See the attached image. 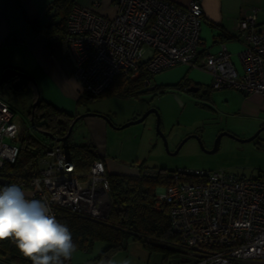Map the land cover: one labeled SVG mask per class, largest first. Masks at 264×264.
Wrapping results in <instances>:
<instances>
[{
  "label": "built area",
  "instance_id": "1",
  "mask_svg": "<svg viewBox=\"0 0 264 264\" xmlns=\"http://www.w3.org/2000/svg\"><path fill=\"white\" fill-rule=\"evenodd\" d=\"M114 1L113 17L73 5L67 18V51L82 94L102 95L121 73L131 79L144 77V88L151 90L156 73L188 64L211 74L212 89L232 88L264 99V22H257L256 8L237 23L244 40L239 70L224 42L217 52L200 55V0L188 5L171 0ZM14 117L11 105L0 98V178L21 186L28 198L45 202L56 218L64 210L106 220L112 198L101 158L92 161L86 175L77 173L70 147L53 140L27 179L11 178L6 165L14 163L20 151V127ZM146 173L157 176L160 169L148 168ZM154 207L167 209L177 235L174 244L190 255L187 264H264V178L178 168L157 189Z\"/></svg>",
  "mask_w": 264,
  "mask_h": 264
},
{
  "label": "rangeland",
  "instance_id": "2",
  "mask_svg": "<svg viewBox=\"0 0 264 264\" xmlns=\"http://www.w3.org/2000/svg\"><path fill=\"white\" fill-rule=\"evenodd\" d=\"M234 59L240 64L237 55H234ZM190 69L207 72L188 64H178L154 75L153 85H169L162 86L160 90L145 88L146 90L143 89L134 96L106 93L79 103L77 106L80 114L97 115L79 119L73 128L71 140L79 144L93 143L98 151L103 149L109 161L119 164L118 171L132 172L143 165L145 168L166 171L178 168L224 170L247 178H264V129L251 141L239 140L253 135L264 124L238 113L234 98L231 97L229 102L225 100L223 91L238 92L234 89L212 91L215 97L212 101L203 94L206 88L204 86H201L200 91L191 93L188 88L193 84H177L183 77H189ZM1 75L2 73L0 77ZM33 95L34 89L31 87L16 91L6 83L0 86V98L11 105L14 121L21 131L47 145L49 138L35 130L28 117V110L33 105ZM151 108L157 109L161 115V132L157 129L155 112H151L141 122L123 127ZM98 114L109 117L111 122ZM96 119L105 122V127L101 130L99 126L90 123ZM94 127L97 134L94 133ZM251 129L253 131L247 135V131ZM222 130L229 131L233 136L224 135L218 149L213 151L216 137ZM185 138L188 139L176 152ZM103 245L105 243L97 242L91 251L77 249L65 264H95V257L103 249ZM165 253L164 250L152 249L138 240L130 239L127 247L110 259L117 264L124 259L130 260L132 264H159L158 258L162 260Z\"/></svg>",
  "mask_w": 264,
  "mask_h": 264
},
{
  "label": "crops",
  "instance_id": "3",
  "mask_svg": "<svg viewBox=\"0 0 264 264\" xmlns=\"http://www.w3.org/2000/svg\"><path fill=\"white\" fill-rule=\"evenodd\" d=\"M55 0H0V74L8 68H16L32 76L39 87L40 95L53 106L70 114L78 112V99L82 95V85L74 75V60L64 49L61 42L53 39L43 31L55 12ZM74 5L92 7L96 12L113 17L117 12L114 0H71ZM180 5H188L193 0H171ZM204 16L201 25V38L204 44L200 47V55L215 53L222 42L227 44L231 58L241 69V64L234 59L244 46L243 37L237 31L239 19L257 9L256 20L264 22V0H200ZM239 59V57H238ZM240 62V60H239ZM208 72V71H207ZM201 70H189V77L180 82L206 87L203 94L207 99H215L212 95L210 75ZM192 85V86H193ZM157 86H169L157 84ZM199 89V91H200ZM232 89V88H224ZM217 89V90H224ZM144 90H146L144 88ZM235 91H238L234 89ZM225 92V93H224ZM225 100L237 101L238 113L260 120L264 124V99L261 95L244 94L241 91H223ZM103 120H92L101 130L105 127ZM94 133L97 134L94 127ZM253 129L247 131L250 134ZM49 140L48 143H50ZM93 144V143H92ZM97 150V148H96ZM109 173L134 174L135 171H118V165L109 161L103 149L97 150ZM177 240V239H176ZM173 241H150L152 249L164 250L166 253L159 264H187L189 253L180 250ZM140 241V240H138ZM144 244L143 241H140ZM145 245V244H144ZM106 246L103 245L102 248ZM102 250V249H101ZM175 253V254H173Z\"/></svg>",
  "mask_w": 264,
  "mask_h": 264
},
{
  "label": "trees",
  "instance_id": "4",
  "mask_svg": "<svg viewBox=\"0 0 264 264\" xmlns=\"http://www.w3.org/2000/svg\"><path fill=\"white\" fill-rule=\"evenodd\" d=\"M73 5L71 0H55L56 10L50 22L43 27V31L61 42L64 49H67V18ZM4 83L16 91H23L30 87L34 89L33 104L35 102L37 104L34 110L33 105L30 106L28 117L30 121L33 117L31 125L35 130L51 141L53 140L48 133L57 137L67 135L69 127L78 114L67 113L46 101L40 95L36 81L8 73ZM161 87L156 85L153 91ZM143 89L144 77L131 79L128 75L121 73L102 95L113 93L120 96H134ZM100 96L82 94L78 103ZM71 136L72 134L63 142L70 147V157L76 163V172L86 175L92 161L101 157L94 144L73 142ZM19 142L20 151L16 161L6 165V170L11 173V178L16 182L28 178L29 170L38 167L39 159L45 155L47 149L45 144L39 142L34 136L22 132L21 129ZM147 169L139 165L134 174L107 172L112 207L108 218L104 221L93 220L64 210L58 211L57 219L69 227L77 249L91 251L97 242L106 244L95 257V264H99L102 258L110 259L115 253L125 249L130 239L143 241L147 247H152L150 241L177 239V235L171 229L167 209L156 210L154 207L157 189L168 183L169 172L175 169L169 171L160 169L157 176L147 174ZM0 259L10 264H31L29 259L19 253L10 239L0 240Z\"/></svg>",
  "mask_w": 264,
  "mask_h": 264
},
{
  "label": "clouds",
  "instance_id": "5",
  "mask_svg": "<svg viewBox=\"0 0 264 264\" xmlns=\"http://www.w3.org/2000/svg\"><path fill=\"white\" fill-rule=\"evenodd\" d=\"M10 239L31 264H65L77 252L69 227L18 184L0 186V240ZM99 264H117L101 259ZM119 264H132L124 259Z\"/></svg>",
  "mask_w": 264,
  "mask_h": 264
},
{
  "label": "water",
  "instance_id": "6",
  "mask_svg": "<svg viewBox=\"0 0 264 264\" xmlns=\"http://www.w3.org/2000/svg\"><path fill=\"white\" fill-rule=\"evenodd\" d=\"M8 73H13V74H16V75H19V76L23 77L24 79H30V80L35 81V79H34L32 76H30V75H28V74H26V73H24V72H22V71H20V70H18V69H16V68L8 67V68H6V69L3 71V73H2V75H1V77H0V86L5 82ZM199 89H200L199 86H197V85H193V86H190V87L188 88V91L191 92V93H196V92L199 91ZM36 104H37V102H35V103L33 104V110H34ZM151 112H155V113L157 114V129L159 130V132H161V131H160L161 115H160L159 111H158L157 109H155V108H151L150 110H148L147 112H145L144 114H142L139 118H136V119H134V120H131V121L127 122L126 124L123 125V127H124V126H127V125H130V124H133V123H137V122H141V121H143V120H144V119H145V118H146ZM89 115H97V114H94V113L78 114L77 117H76V119H75V121L73 122V124L69 127L68 133H67V135H66L65 137H57V136H55V135L52 134V133H48V136H49L52 140H55V141H58V142H63V141H65V140H67L68 137L72 134V131H73V128H74V124H76V122H77L79 119H81V118H83V117H86V116H89ZM98 115H99L100 117L104 118L105 120H107L108 122H111V120L109 119V117H107V116H105V115H102V114H98ZM31 121H32V123H33V117H31ZM263 129H264V126L261 127V128H259V129L257 130V132H255L253 135H251V136H249V137H246V138H241V139H239V140H241V141H251V140L255 139ZM224 135L233 136V134L230 133L229 131H227V130H222V131L217 135V137H216L215 145H214L213 151H215L216 149H218V147L220 146L221 138H222ZM187 139H188V138H185V139L180 143V145L178 146L176 152L180 149V147L183 145V143H184ZM164 142H165V145L167 146V141H166L165 138H164ZM8 181H9L8 179L0 178V184L7 185V184H8ZM0 264H10V263H8V262H6V261L0 259Z\"/></svg>",
  "mask_w": 264,
  "mask_h": 264
}]
</instances>
